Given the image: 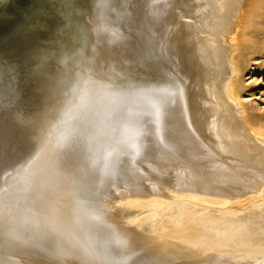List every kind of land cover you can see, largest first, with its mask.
Returning <instances> with one entry per match:
<instances>
[{
    "label": "bare ground",
    "instance_id": "bare-ground-1",
    "mask_svg": "<svg viewBox=\"0 0 264 264\" xmlns=\"http://www.w3.org/2000/svg\"><path fill=\"white\" fill-rule=\"evenodd\" d=\"M70 2L89 31L72 116L86 147L50 150L42 179L11 192L0 264H264V107L246 88L264 71V0ZM61 5L0 0V59L56 51ZM33 68L26 98L50 108L57 61ZM3 103L7 194L35 137Z\"/></svg>",
    "mask_w": 264,
    "mask_h": 264
},
{
    "label": "snow or ice",
    "instance_id": "snow-or-ice-1",
    "mask_svg": "<svg viewBox=\"0 0 264 264\" xmlns=\"http://www.w3.org/2000/svg\"><path fill=\"white\" fill-rule=\"evenodd\" d=\"M57 14L63 20V27L57 32L61 46L56 51L41 49L25 59H0V110L7 99V107L13 110V115L22 112L25 116L31 117L32 135L35 137L32 153L23 161L12 164L8 170L9 193L0 190V234L5 229L6 214L10 223L15 207L16 201L11 192L26 191L33 183L42 179L44 174L42 169L47 166L45 161L47 153L54 150L56 156L62 159L66 152L83 151L86 147L85 133L73 127L72 116L73 105L89 75V31L78 19V13L73 10L70 0H62ZM46 27L41 25V28ZM53 59L57 61L60 69L52 83V90L57 94V102L43 110L33 108L30 106V99L26 98L23 85L27 84L34 71L33 64L43 66ZM160 115L157 109L158 133ZM3 170L4 162L0 159V171Z\"/></svg>",
    "mask_w": 264,
    "mask_h": 264
},
{
    "label": "rangeland",
    "instance_id": "rangeland-1",
    "mask_svg": "<svg viewBox=\"0 0 264 264\" xmlns=\"http://www.w3.org/2000/svg\"><path fill=\"white\" fill-rule=\"evenodd\" d=\"M253 68L254 66L252 65L251 69ZM246 77H249V74ZM254 78H256L254 82H252L251 79L246 81V88L256 93L255 97H258L257 102L264 107V71L258 69L253 79Z\"/></svg>",
    "mask_w": 264,
    "mask_h": 264
}]
</instances>
